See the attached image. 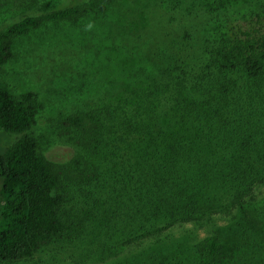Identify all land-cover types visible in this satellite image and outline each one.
Instances as JSON below:
<instances>
[{
	"label": "trees",
	"instance_id": "16d2710c",
	"mask_svg": "<svg viewBox=\"0 0 264 264\" xmlns=\"http://www.w3.org/2000/svg\"><path fill=\"white\" fill-rule=\"evenodd\" d=\"M163 2L125 38L120 94L65 118L69 163L29 134L35 94L0 87V264L46 247L70 264H264V0ZM88 9H30L0 33V66L15 36Z\"/></svg>",
	"mask_w": 264,
	"mask_h": 264
},
{
	"label": "rangeland",
	"instance_id": "374dc122",
	"mask_svg": "<svg viewBox=\"0 0 264 264\" xmlns=\"http://www.w3.org/2000/svg\"><path fill=\"white\" fill-rule=\"evenodd\" d=\"M112 1L107 7L105 1L94 5L91 0H76L81 8H89L82 19L45 21L15 36L11 57L0 66V87L14 99L28 92L35 94L38 110L29 134L37 140L40 153L55 165L69 163L78 152L66 132L65 118L95 109L120 94L119 67L124 47L126 57L137 51L125 38L145 35L144 30L140 31L143 14L160 22L159 17L165 13L157 8L165 7L163 0ZM59 2L0 0V33L19 22L30 9L41 10ZM101 6L108 11H102ZM105 13L107 18L102 16ZM187 30L194 35L199 32ZM67 257L46 247L32 258L8 264H70Z\"/></svg>",
	"mask_w": 264,
	"mask_h": 264
}]
</instances>
